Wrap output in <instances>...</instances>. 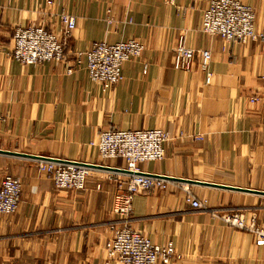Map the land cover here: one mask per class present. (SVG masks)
I'll return each instance as SVG.
<instances>
[{
	"label": "crops",
	"instance_id": "obj_1",
	"mask_svg": "<svg viewBox=\"0 0 264 264\" xmlns=\"http://www.w3.org/2000/svg\"><path fill=\"white\" fill-rule=\"evenodd\" d=\"M212 1L0 0V151L14 153H0V185L7 176L22 183L18 212L0 215V264H121L108 258L106 244L125 162L103 161L92 145L109 129L171 136L165 159L142 171L175 180L135 197L134 230L172 245L182 256L174 264H264V246L222 218L239 211L264 226V47L204 34ZM242 1L264 32V0ZM61 13L77 19L66 41L71 62L94 43L131 39L146 45L143 58L126 63L123 81L106 89L86 63L70 74L63 63L24 65L11 56L15 29L61 34ZM182 37L187 47L212 52L209 84L199 63L173 68ZM36 158L101 168L85 191L59 190ZM188 190L207 208H192Z\"/></svg>",
	"mask_w": 264,
	"mask_h": 264
},
{
	"label": "built area",
	"instance_id": "obj_2",
	"mask_svg": "<svg viewBox=\"0 0 264 264\" xmlns=\"http://www.w3.org/2000/svg\"><path fill=\"white\" fill-rule=\"evenodd\" d=\"M170 2L173 3L174 0ZM49 4L52 5L53 1H49ZM58 18L62 27L61 34L45 26L32 25L15 29L11 56L24 65L63 63L70 74L86 63L90 79L106 89L123 81L126 63L138 61L144 56L146 45L137 39L116 44L103 41L94 43L86 53H77L71 62L66 55V41L76 29L77 20L68 13H61ZM201 30L204 34L220 37L229 44L259 42L264 47V32L256 30L255 12L237 0H213L204 12ZM211 60V51H196L187 47L184 39H180L174 50L173 68L191 71L199 63L209 84L212 78L209 73ZM170 140V134L161 129H109L101 132L92 142L99 149L103 161L121 159L125 162L126 174L115 178L118 191L114 197L113 213L117 220L112 226L113 237L106 244L107 256L113 261L121 264H174L182 259L172 245H155L131 227L135 197L167 187L168 180L144 174L141 165L163 161L165 146ZM86 165L88 164L41 160L38 167L48 175L57 189L85 191L93 170L89 167L93 165ZM21 193L20 179L5 177L0 185L1 216H12L18 212ZM186 200L194 209L207 208V202L199 201L189 190ZM222 218L240 229L250 228L257 244L264 246V231L257 228L255 218L248 223L240 212L225 213Z\"/></svg>",
	"mask_w": 264,
	"mask_h": 264
},
{
	"label": "rangeland",
	"instance_id": "obj_3",
	"mask_svg": "<svg viewBox=\"0 0 264 264\" xmlns=\"http://www.w3.org/2000/svg\"><path fill=\"white\" fill-rule=\"evenodd\" d=\"M237 1H239V2H241V3H243L244 5H247L248 7H250V8H252V10L255 12V9L252 7V6H250V5H248V4H246V3H244L242 0H237ZM255 15H256V12H255ZM73 16V15H72ZM76 18V17H75ZM77 20V19H76ZM74 32V31H73ZM180 39H184V41H185V38H180ZM176 49V48H175ZM192 49V48H191ZM212 53V52H211ZM141 60V59H140ZM142 165H144V164H142ZM142 165H141V168H142ZM193 194V193H192ZM194 196V195H193ZM195 197V196H194ZM196 198V197H195ZM230 212H239V211H229V212H227V213H230ZM241 214H243L244 215V217H245V220L248 222V223H250L251 221H252V218L249 220V219H247V216L245 215V213H243V212H240ZM255 218V217H254ZM225 221V220H224ZM256 224H257V228L259 229V230H263L264 231V226H262L259 222H258V219H257V221L255 222ZM229 224V223H228ZM230 225V224H229ZM230 226H232V225H230ZM232 227H235V226H232ZM236 228H238V227H236ZM238 229H240V228H238ZM241 230H243V231H247V232H249V233H251L252 235H253V237H255V234H254V232H252V230L250 229V228H247V230L246 229H241ZM136 231V230H135ZM255 239H256V237H255Z\"/></svg>",
	"mask_w": 264,
	"mask_h": 264
},
{
	"label": "water",
	"instance_id": "obj_4",
	"mask_svg": "<svg viewBox=\"0 0 264 264\" xmlns=\"http://www.w3.org/2000/svg\"><path fill=\"white\" fill-rule=\"evenodd\" d=\"M1 154H8V155H13L14 153H10V152H6V151H0ZM16 155V154H15ZM20 156H26V155H20ZM38 160H43V161H59V160H55V159H47V158H36ZM86 166H89V165H86ZM89 167H92V168H101L99 166H89ZM164 179L166 180H175V179H169V178H166V177H163Z\"/></svg>",
	"mask_w": 264,
	"mask_h": 264
}]
</instances>
